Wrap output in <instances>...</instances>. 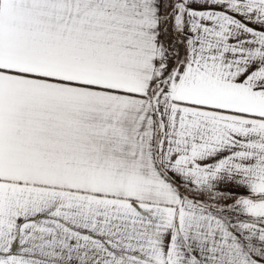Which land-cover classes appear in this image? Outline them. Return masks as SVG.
<instances>
[{
    "label": "snow or ice",
    "instance_id": "obj_1",
    "mask_svg": "<svg viewBox=\"0 0 264 264\" xmlns=\"http://www.w3.org/2000/svg\"><path fill=\"white\" fill-rule=\"evenodd\" d=\"M0 264H264V0H0Z\"/></svg>",
    "mask_w": 264,
    "mask_h": 264
}]
</instances>
